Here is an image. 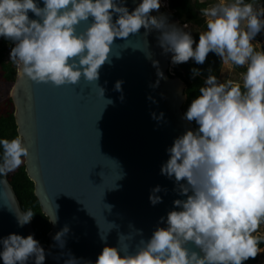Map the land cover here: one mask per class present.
<instances>
[{
	"label": "clouds",
	"instance_id": "1",
	"mask_svg": "<svg viewBox=\"0 0 264 264\" xmlns=\"http://www.w3.org/2000/svg\"><path fill=\"white\" fill-rule=\"evenodd\" d=\"M126 4L127 0H0V39L11 43L9 56L18 75L35 84L75 86L82 78L97 82L100 68L111 63L114 41L139 34L142 28L145 35L153 30L159 33L158 46L162 54L171 53L173 65L190 60L204 65L212 53L221 65L244 69L239 79L222 82L210 67L182 116L195 127L174 138L160 169L161 175L174 179L173 191L183 197L173 201L175 210L160 218L148 239L139 229L118 234L117 247L105 246L95 264L255 260L264 252L260 231L264 227V45L254 43L264 33V3L218 0L200 8L204 27L198 30V42L186 30L187 24L181 27L169 23L167 14H151L159 12L161 0H141L132 10ZM82 23L87 27L78 31ZM152 63L158 79L150 87L156 88L166 77L159 71V62ZM190 71L193 79L202 75L198 68ZM123 83L116 81L115 91L122 92ZM100 91L104 96V89ZM147 99L157 103L151 96ZM150 115L158 122L164 118L163 112ZM0 148V174L18 168L22 158L29 156L21 135L0 139ZM161 191L167 194L160 186L151 189V205L163 202L157 195ZM32 217L28 212L18 218L19 226ZM67 232L65 227L54 237L61 248ZM136 237L141 238L133 243ZM101 240L106 244L107 236L101 235ZM46 255L33 235L0 238L3 264H45ZM65 264L80 262L69 254Z\"/></svg>",
	"mask_w": 264,
	"mask_h": 264
},
{
	"label": "water",
	"instance_id": "2",
	"mask_svg": "<svg viewBox=\"0 0 264 264\" xmlns=\"http://www.w3.org/2000/svg\"><path fill=\"white\" fill-rule=\"evenodd\" d=\"M139 2L127 0L126 6L132 10ZM162 9L151 14L158 16ZM169 23L183 26L178 18ZM86 27L82 23L78 31ZM158 35L155 30L145 35L142 28L116 39L111 63L100 68L97 82L82 78L75 86L35 84L21 78L17 68L10 98L18 135L29 150L24 165L51 223L48 244H41L45 264H65L69 254L80 264H95L105 246L117 247L118 234H134L135 229L148 239L160 218L175 210L173 201L183 198L173 191L174 179L160 169L174 138L195 126L182 119L186 83L170 75L171 53L162 54ZM152 61L159 62L166 77L156 88L150 87L158 79ZM118 80L124 82L122 92L114 89ZM161 112L159 122L150 115ZM156 186L167 194L158 193L163 202L153 206L149 195ZM26 214L6 173L0 174V238L14 233L37 240L33 219L23 227L18 224ZM65 227L61 248L54 237ZM101 235L107 236L106 244Z\"/></svg>",
	"mask_w": 264,
	"mask_h": 264
},
{
	"label": "trees",
	"instance_id": "3",
	"mask_svg": "<svg viewBox=\"0 0 264 264\" xmlns=\"http://www.w3.org/2000/svg\"><path fill=\"white\" fill-rule=\"evenodd\" d=\"M259 3H264V0H258ZM168 9H162L164 14H167L169 19L178 18L182 24L188 25V31H191L194 39L198 42V30L204 27L203 18L200 16L199 9L209 6V2L203 0H167ZM264 39L263 33L259 34L255 40L260 41ZM264 45V44H262ZM195 47V45L193 46ZM259 50V48H258ZM5 40L0 39V70L3 79L6 82L14 83L17 76V68L5 61ZM173 65V64H172ZM212 68L213 74L219 78L221 68L220 59L215 54L210 53L204 65H197L194 61L190 60L188 63L173 65V73L170 75L181 78L186 83L185 93L188 97L183 109L184 112L197 94V90L203 85V80L208 75V69ZM198 68L201 70L202 75L192 78L191 69ZM238 69V68H236ZM241 72L244 69L240 68ZM10 110L0 115V139H13L18 135L17 125L14 118V106L11 98L9 99ZM195 126V125H194ZM0 148V154H2ZM12 184L16 195L21 203L23 210L28 213H33V228L36 233V238L40 244H48V233L51 230V223L49 218L42 212L39 200L34 194V183L30 180L26 173V167L23 164L8 177ZM264 248V244L261 245ZM264 258V253L259 254L255 260H248L245 264H256L260 258Z\"/></svg>",
	"mask_w": 264,
	"mask_h": 264
},
{
	"label": "rangeland",
	"instance_id": "4",
	"mask_svg": "<svg viewBox=\"0 0 264 264\" xmlns=\"http://www.w3.org/2000/svg\"><path fill=\"white\" fill-rule=\"evenodd\" d=\"M206 1L209 2V5L218 2V0H206ZM161 2H162L164 9L169 8L167 0H161ZM263 35H264V33H263ZM255 42H259L262 45V44H264V39H262L260 41L255 40L254 43ZM259 47L260 46H258V48ZM239 73H241L240 68L236 69L231 64L221 65L220 72H219V78L221 79L222 82L227 80V79L237 80V79H239ZM13 84L14 83L6 82L3 79L2 72L0 70V115L4 114L6 111L10 110L9 99L11 97L10 95H11V90H12ZM24 163H25V158H22V163L20 166H22ZM17 169L18 168L14 169L12 171H6L7 178L9 176H11ZM260 231L264 232V227H262L260 229ZM263 253L264 252H262L261 254H263ZM256 264H264V258L261 257Z\"/></svg>",
	"mask_w": 264,
	"mask_h": 264
},
{
	"label": "built area",
	"instance_id": "5",
	"mask_svg": "<svg viewBox=\"0 0 264 264\" xmlns=\"http://www.w3.org/2000/svg\"><path fill=\"white\" fill-rule=\"evenodd\" d=\"M3 40V39H2ZM12 45L9 41L5 40V61L9 64H11L13 67L17 68L16 64H14L12 62V60L10 59V56H9V52H10V49H11ZM169 73H173V65L171 63L170 65V68H169Z\"/></svg>",
	"mask_w": 264,
	"mask_h": 264
}]
</instances>
